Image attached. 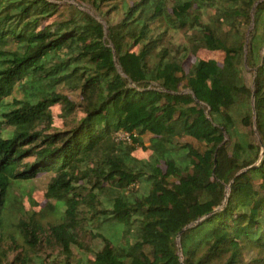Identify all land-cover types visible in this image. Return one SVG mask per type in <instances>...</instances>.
<instances>
[{
	"label": "trees",
	"instance_id": "obj_1",
	"mask_svg": "<svg viewBox=\"0 0 264 264\" xmlns=\"http://www.w3.org/2000/svg\"><path fill=\"white\" fill-rule=\"evenodd\" d=\"M79 3L122 17L0 0V264H264V0ZM43 173L56 222L18 216L10 260L13 181Z\"/></svg>",
	"mask_w": 264,
	"mask_h": 264
},
{
	"label": "rangeland",
	"instance_id": "obj_2",
	"mask_svg": "<svg viewBox=\"0 0 264 264\" xmlns=\"http://www.w3.org/2000/svg\"><path fill=\"white\" fill-rule=\"evenodd\" d=\"M62 4H70L73 3L80 8L88 11L89 13L93 14L98 20H100L106 27L108 26L109 22H117L122 17V12H116L112 16L109 17V20L102 18V16L95 11L93 8L88 6L84 3H79L80 0H58ZM134 0H129L132 3ZM250 30V29H249ZM198 56L201 57H215L221 59V55L218 52H211L209 50H201L198 52ZM246 77L249 83L252 82L253 72L248 67L246 69ZM183 92H190V90L182 88ZM68 95L77 103L81 100L78 94L74 92H68ZM61 108L59 106H55L53 108V113L55 115L53 128H65V122L63 121L61 115ZM82 113L78 111L73 117L80 118ZM48 132V131H47ZM49 132H53V130H49ZM120 136V135H119ZM183 141H188L192 143H197V141L190 137H185L182 139ZM148 144V142H147ZM136 154L139 156H143L145 153L141 150V148L137 149ZM34 160L33 157L27 158L26 161ZM49 173H43L37 176L35 179L28 181V182H18L13 181V186L10 191V201L8 204V209L6 210V232L9 233L8 238L9 242L5 244L7 252H9V259L12 260L16 255L20 254L24 251V249L16 243L14 237L18 238L19 234L17 233V228L14 226V222L17 221L18 216H26L29 213H37L38 217L45 216L43 218V222L46 223L48 220L56 222V215L51 213V208L49 205V201L47 200L45 193L47 190V184L50 180ZM21 209L23 212H20ZM87 233V232H83ZM82 233V234H83ZM85 242L88 243L90 246L96 244V241L89 235H85ZM258 250H253L252 253L249 254V258L255 259L258 258ZM55 255H59V250L55 249L52 244L47 241H43L42 244L37 249V263H40V259L46 258L51 259ZM264 256V253L262 254ZM38 257V258H36Z\"/></svg>",
	"mask_w": 264,
	"mask_h": 264
},
{
	"label": "built area",
	"instance_id": "obj_3",
	"mask_svg": "<svg viewBox=\"0 0 264 264\" xmlns=\"http://www.w3.org/2000/svg\"><path fill=\"white\" fill-rule=\"evenodd\" d=\"M158 89H161V87H158ZM126 136H127V133H125V132L120 133V137H126Z\"/></svg>",
	"mask_w": 264,
	"mask_h": 264
},
{
	"label": "water",
	"instance_id": "obj_4",
	"mask_svg": "<svg viewBox=\"0 0 264 264\" xmlns=\"http://www.w3.org/2000/svg\"><path fill=\"white\" fill-rule=\"evenodd\" d=\"M253 98H254V96H253ZM182 233V232H181ZM179 239L180 238H178V241H179ZM179 250H180V252L179 253H181V246L179 245Z\"/></svg>",
	"mask_w": 264,
	"mask_h": 264
}]
</instances>
